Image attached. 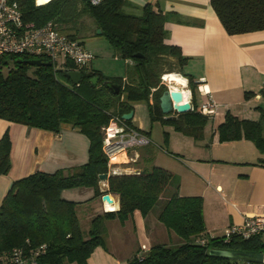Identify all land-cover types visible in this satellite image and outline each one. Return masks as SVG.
<instances>
[{
	"label": "trees",
	"instance_id": "obj_1",
	"mask_svg": "<svg viewBox=\"0 0 264 264\" xmlns=\"http://www.w3.org/2000/svg\"><path fill=\"white\" fill-rule=\"evenodd\" d=\"M11 1L20 11L24 24L38 27L52 21L60 32L71 38H76L74 31L65 33L64 29L73 27L77 20L91 18L116 55L131 61L132 70L130 80L126 81L122 77L104 76L88 66L77 68L69 60L31 65L28 60H49L27 54L0 57V118L56 133L62 125L70 124L89 140L86 163L52 173L35 171L12 183L0 205V252L23 245L29 239L31 246L42 243L47 246L37 264H87L96 247H105L106 221L116 219L123 224L136 210L146 216L159 205L165 189L174 185L157 218L176 233L181 243L172 246L156 243L141 255L139 247L126 264H264V261L209 253L211 249L264 253V231L249 238L234 234L225 242L222 235H205L202 197L180 195L172 171L155 164L130 173H116L108 168V158L102 149V128L112 117L122 118L130 112L131 102H146L152 121L172 126L194 140L203 137L209 121L196 107L176 117L166 116L160 110L159 97L166 89L161 76L180 73L188 79L192 94L197 88L193 76L183 69L187 57L178 46L166 42V19L161 11L147 2L140 14L129 13L124 9L126 0H100L97 4L92 0ZM210 4L228 34L264 30V0H210ZM169 59L174 61L177 70L173 65L165 69ZM3 67L5 73H2ZM69 70L82 73L78 84L71 82ZM94 77H98L96 83L92 81ZM105 80L119 84V93H111L103 85ZM261 94L264 96V89ZM259 110L255 120L227 112L216 128L218 140L247 139L264 154V109L259 107ZM123 122L143 133L131 126V119ZM9 154L10 138L6 130L0 138V173L5 174L10 168ZM259 162L264 163V158ZM102 173L108 175L107 191L118 196L119 207L93 216L84 231L76 212L77 202L63 199L61 192L91 187L94 196H101L98 175ZM201 239L205 240L204 244L200 243Z\"/></svg>",
	"mask_w": 264,
	"mask_h": 264
},
{
	"label": "crops",
	"instance_id": "obj_2",
	"mask_svg": "<svg viewBox=\"0 0 264 264\" xmlns=\"http://www.w3.org/2000/svg\"><path fill=\"white\" fill-rule=\"evenodd\" d=\"M147 2L165 16L166 42L178 46L182 55L187 57L184 72L192 75L197 84L192 94L188 79L174 73L184 81L182 85L169 83L170 88L180 90L192 109L196 107L199 111L200 105L209 99L217 102L218 107L209 118L203 137L198 140L174 130L172 126L163 125L169 136L170 150H166L157 138L153 140L154 122L147 103L131 102V126L143 131L149 143L139 146L144 147L141 148L143 153L139 152L140 149L131 150L134 156H129L127 150L117 153L116 157L122 159L113 161L109 170L130 173L150 168L152 164L164 167L158 163L157 157L161 151H171L178 162L167 158L174 167L168 169L178 182V193L202 197L205 235L220 236L228 226L239 225L248 216L264 215V163L259 162L264 154L247 139L220 142L216 131L227 112L255 120L260 115L259 107L264 109V96L261 94L264 89V30L228 34L210 0H126L124 9L140 14ZM86 18L88 23L94 24L92 19ZM74 35L81 40L77 32ZM93 38V35L88 36V39ZM95 38L102 40L100 34ZM87 49L96 56L94 48ZM126 62L130 68L121 77L128 81L132 63L130 60ZM88 67L94 69L92 63ZM247 92L248 96L245 95ZM177 114L172 112L167 116L176 117ZM6 130L10 138V168L7 173H0V205L14 181L35 171L52 173L82 165L88 160L89 140L70 124L62 125L56 133L0 118V138ZM107 187V178L99 181L102 195L108 194L113 199V209L116 210L119 207L118 196L109 193ZM170 187L172 191L174 185ZM102 195L94 196L91 187H76L61 192L63 199L77 202L76 212L84 231L93 216L108 211ZM167 198H162L158 208L152 209L146 216L136 210L123 224L116 219L106 221L105 247H96L87 264H126L139 249L142 240L146 241L142 244L146 248L156 243L169 246L180 244L182 240L176 233L168 230L157 218ZM86 204L92 206V212L82 222L79 209Z\"/></svg>",
	"mask_w": 264,
	"mask_h": 264
},
{
	"label": "built area",
	"instance_id": "obj_3",
	"mask_svg": "<svg viewBox=\"0 0 264 264\" xmlns=\"http://www.w3.org/2000/svg\"><path fill=\"white\" fill-rule=\"evenodd\" d=\"M99 1L92 0V3L97 4ZM8 54L45 57L54 63L69 60L77 68L89 66L95 57L94 53L85 48L80 40L60 32L52 21L38 27L32 23L24 24L15 3L11 0H0V57ZM217 107L218 103L209 99L200 105L199 111L210 118ZM102 130L104 133L102 149L108 158V168L117 153L149 143L146 135L127 127L123 119L118 116L112 117ZM103 203L107 204L104 200ZM107 210L110 209L107 208ZM261 231H264V215H254L246 217L239 225L228 226L222 237L225 242L234 234L249 238ZM200 243L204 244L205 240L201 239ZM46 249L45 243L31 246L29 239H25L23 245L1 251L0 264H37L38 258L45 254ZM140 249L141 255L148 248L142 245Z\"/></svg>",
	"mask_w": 264,
	"mask_h": 264
},
{
	"label": "rangeland",
	"instance_id": "obj_4",
	"mask_svg": "<svg viewBox=\"0 0 264 264\" xmlns=\"http://www.w3.org/2000/svg\"><path fill=\"white\" fill-rule=\"evenodd\" d=\"M85 19H86L85 21L83 19H82L83 21L77 20L76 23L73 24L74 25L73 27H67L66 29H64L63 32H65V33H70L72 31L77 32L78 37L81 38V40L84 42L83 45L85 47L94 48L93 50H96L97 54L91 62L92 68L99 70L102 75H104V76H117V77H121V76L125 75L127 72V69L130 68V66H128L126 60L119 58L116 55L114 48L111 46L109 41L104 36H102V38H101L102 40H98V38H95V37L99 36V34H97V29L94 28V24L87 22V20L89 21V19H87V18H85ZM90 20H91V18H90ZM89 35L94 36L93 40L88 39ZM168 61L169 62H165V65H164L165 69H170L172 65H173L172 68L174 70L178 69L173 64L174 61H172L170 59ZM60 63L61 62L59 61V64ZM5 72H6V69L3 67L2 73H5ZM163 78L164 77L161 76V80L163 83H165L166 89L167 88L171 89L169 82L165 81ZM153 122H154L153 127H152L153 140H156L155 138H157V141H159L162 144V146H164V149L170 150L168 147V137L169 136H168V133L165 132V130L163 128V124L160 121H153ZM141 148L144 149V147L128 148L127 152L129 154V156H134V153L131 150H133V149L139 150L140 149L139 152L143 153V150ZM169 152L170 153H166V152L164 153L163 151H161V153L157 157L158 163H160V164L162 163L163 166L167 169L168 168H174L173 165L168 163L169 160L167 158L172 159L171 161H175L174 163L178 162L177 160H174L175 155H173V153L171 151H169ZM180 158H181L180 156L177 157L178 160ZM119 159L121 160L122 158H120V157L116 158V160H119ZM168 170H170V169H168ZM170 191H171V187L169 186L163 192L162 198L168 196V194H170ZM161 202L162 201H160L159 204ZM157 208H158V204L154 207V209L156 210ZM90 212H92V206L90 204H86L85 206H83L82 208L79 209L80 218L83 219L82 222H84V217L87 214H89ZM82 226H85V224L82 223ZM144 243H146V241L142 240L140 247Z\"/></svg>",
	"mask_w": 264,
	"mask_h": 264
},
{
	"label": "water",
	"instance_id": "obj_5",
	"mask_svg": "<svg viewBox=\"0 0 264 264\" xmlns=\"http://www.w3.org/2000/svg\"><path fill=\"white\" fill-rule=\"evenodd\" d=\"M97 34H101L100 29H97ZM139 56H141V54H136V57H139ZM28 63L31 65H51L50 61L44 62L40 59H31V60H28ZM67 74L73 84H78L82 77V73L78 70H69ZM97 79L98 77H94L92 81L96 83ZM103 85L108 87L110 92L113 94H117L120 91L119 84L111 80H105L103 82ZM159 107H160L162 114L166 116L172 112L185 113L192 109L191 103L189 101L184 100L183 93L180 90L169 89V88L165 89L160 95ZM132 115H133V111L131 110L128 113H124L122 115V118L126 120H130L132 118ZM106 178H107V174L102 173L98 175L99 181H104ZM101 199L102 201L104 200L107 203H113L112 198L108 194H103ZM209 253L212 255L234 258V259H239V260L264 261V254L260 252L257 253V252H249V251L211 249Z\"/></svg>",
	"mask_w": 264,
	"mask_h": 264
},
{
	"label": "bare ground",
	"instance_id": "obj_6",
	"mask_svg": "<svg viewBox=\"0 0 264 264\" xmlns=\"http://www.w3.org/2000/svg\"><path fill=\"white\" fill-rule=\"evenodd\" d=\"M164 79H165V81H167V82H169L171 84H181L184 81L179 75L174 74V73L165 74L164 75ZM116 158L117 157L114 158L115 161H116ZM106 206H107L108 209L114 210L113 209L114 208V204L113 203H107Z\"/></svg>",
	"mask_w": 264,
	"mask_h": 264
}]
</instances>
